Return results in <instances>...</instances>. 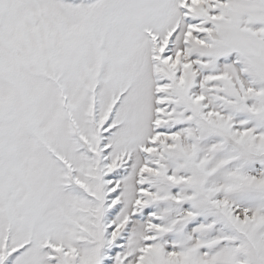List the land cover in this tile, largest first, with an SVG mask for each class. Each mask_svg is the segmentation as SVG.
Masks as SVG:
<instances>
[{
	"label": "snow or ice",
	"instance_id": "1",
	"mask_svg": "<svg viewBox=\"0 0 264 264\" xmlns=\"http://www.w3.org/2000/svg\"><path fill=\"white\" fill-rule=\"evenodd\" d=\"M0 264H264V0H0Z\"/></svg>",
	"mask_w": 264,
	"mask_h": 264
}]
</instances>
